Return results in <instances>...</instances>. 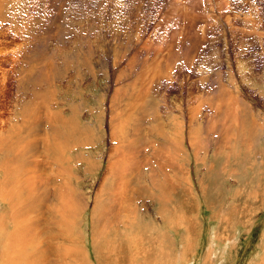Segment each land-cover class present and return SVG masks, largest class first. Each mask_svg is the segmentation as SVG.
I'll return each mask as SVG.
<instances>
[{
    "label": "rangeland",
    "instance_id": "rangeland-1",
    "mask_svg": "<svg viewBox=\"0 0 264 264\" xmlns=\"http://www.w3.org/2000/svg\"><path fill=\"white\" fill-rule=\"evenodd\" d=\"M0 145V264H264V0H0Z\"/></svg>",
    "mask_w": 264,
    "mask_h": 264
},
{
    "label": "bare ground",
    "instance_id": "bare-ground-1",
    "mask_svg": "<svg viewBox=\"0 0 264 264\" xmlns=\"http://www.w3.org/2000/svg\"><path fill=\"white\" fill-rule=\"evenodd\" d=\"M5 142L7 143V145H5L2 148V150L10 149L12 147V143L10 141L7 142L6 139H5ZM9 142H10V144H8ZM4 163H5V166L9 170L7 168L4 169V180L0 182V188H1L0 197L11 196L10 199L14 202V204H13V207L15 209L14 213H17L18 217L21 218L24 215H26V213L28 211H31L33 209V203H34V201L31 197L19 195V193L24 192L23 187H22V183L23 182H28V183H32V184L45 183L49 187V185H51V182L47 178L41 176L40 174H35V175H28L27 174V178H25V176H23L21 174V171L15 168V166H14L15 164L13 163L12 160H7ZM22 172L24 174V171H22ZM25 175H26V173H25ZM124 188H126V187H124ZM183 195H184V193H183ZM57 198L59 199V202L63 206L64 202L60 199V197L57 196ZM182 199H183L182 201L184 203H186L188 196L184 195L182 197ZM162 203L163 204L167 203L169 205L171 203V201L168 198H164ZM183 208H185V207H183ZM169 209L172 210V208H169ZM174 211H173V213H176ZM185 211L186 210H184L182 212H185ZM58 213L63 215L64 210H62L61 212H58ZM163 213L165 214L166 212H164V211L161 212L162 217H163ZM187 218H188V213H187ZM164 219H165V217H163V220ZM186 227H187V225H186ZM63 236L65 239H68L69 233L67 231H64ZM18 247H20V246H18ZM59 252H60L59 256L61 257L62 264H75L77 262V260L80 257H82V255H83V250L79 249L78 246L73 241L70 244H67V245L64 244L61 247V249L59 250Z\"/></svg>",
    "mask_w": 264,
    "mask_h": 264
}]
</instances>
